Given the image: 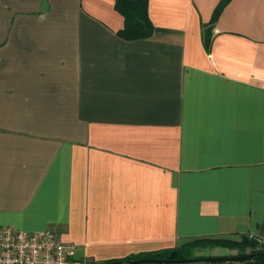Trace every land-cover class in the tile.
Returning <instances> with one entry per match:
<instances>
[{"label": "crops", "instance_id": "0c3cea01", "mask_svg": "<svg viewBox=\"0 0 264 264\" xmlns=\"http://www.w3.org/2000/svg\"><path fill=\"white\" fill-rule=\"evenodd\" d=\"M148 16L130 41L114 0H0V225L84 264L264 244V0Z\"/></svg>", "mask_w": 264, "mask_h": 264}, {"label": "trees", "instance_id": "16d2710c", "mask_svg": "<svg viewBox=\"0 0 264 264\" xmlns=\"http://www.w3.org/2000/svg\"><path fill=\"white\" fill-rule=\"evenodd\" d=\"M115 9L124 17L125 28L121 33L126 40H139L149 38L153 34V26L148 16L149 0H114ZM222 5L217 9L215 18L218 16ZM207 36V35H206ZM205 36V41L207 39ZM223 247L232 251H238L236 255L264 251V244L257 239L249 236L243 237L241 242L225 240H208L202 239L193 241L187 245L167 250L156 251L152 253L129 256L123 259L107 261L104 264H129L133 261L142 259H160V260H185L199 258L193 254L197 249ZM248 250V252H247ZM188 264H264V257H254L251 259L219 262V263H188Z\"/></svg>", "mask_w": 264, "mask_h": 264}, {"label": "built area", "instance_id": "2783aa9c", "mask_svg": "<svg viewBox=\"0 0 264 264\" xmlns=\"http://www.w3.org/2000/svg\"><path fill=\"white\" fill-rule=\"evenodd\" d=\"M0 264H84L73 244L50 231L28 232L0 225Z\"/></svg>", "mask_w": 264, "mask_h": 264}, {"label": "water", "instance_id": "95a60500", "mask_svg": "<svg viewBox=\"0 0 264 264\" xmlns=\"http://www.w3.org/2000/svg\"><path fill=\"white\" fill-rule=\"evenodd\" d=\"M254 257H264V251L252 252L241 255H233L229 257H220V258H193L185 260H160V259H142L138 261L130 262L129 264H188V263H219V262H232L251 259Z\"/></svg>", "mask_w": 264, "mask_h": 264}, {"label": "rangeland", "instance_id": "374dc122", "mask_svg": "<svg viewBox=\"0 0 264 264\" xmlns=\"http://www.w3.org/2000/svg\"><path fill=\"white\" fill-rule=\"evenodd\" d=\"M215 250L211 251V250H207V248L205 249H199V251H201L199 254H200V257L199 258H220V257H229V256H233V255H236L238 253V251H232V250H229L227 248H223V247H213ZM219 251L218 254H214V251ZM248 252V250H247Z\"/></svg>", "mask_w": 264, "mask_h": 264}]
</instances>
